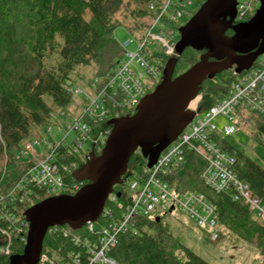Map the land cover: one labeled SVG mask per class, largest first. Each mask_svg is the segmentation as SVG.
<instances>
[{
  "label": "trees",
  "instance_id": "1",
  "mask_svg": "<svg viewBox=\"0 0 264 264\" xmlns=\"http://www.w3.org/2000/svg\"><path fill=\"white\" fill-rule=\"evenodd\" d=\"M151 1L155 0H0V159H7V172L0 170V199H7L6 209L10 215H17V208L26 209L30 201L34 200V204L47 195L46 189L40 190L31 182L28 170L33 161L25 160L22 153L32 128L47 127L53 111L71 105L70 82L78 68L96 66L98 77L114 70L124 57V50L114 36L121 24L115 16L127 4ZM205 1L199 0L198 3L202 5ZM129 10L125 7V11ZM153 15L139 7L130 11V17L138 20L150 19ZM202 53L185 49L177 57L175 76L198 62ZM169 59L160 57L163 72ZM230 81V71L205 81L199 93L202 97L199 112L210 109L217 100L225 97ZM131 114L132 111L125 113ZM254 116L253 139L264 146V117L256 112ZM218 144L234 156V169L240 180L248 183L264 202V166L226 139ZM56 153L65 189L73 192L79 182L73 178L71 170L64 168L76 163L81 167L86 159L69 154L66 145L58 147ZM146 166L147 160L140 152L135 153L123 177L124 182L114 187L113 196L123 209L132 203L127 190L130 176L142 173ZM205 168L202 157L187 151L182 166L163 180L176 194L203 193L214 205L220 226L239 239L254 244L260 250L261 264H264V222L256 220L248 207L241 201H234L230 194L212 191L202 178ZM19 185L24 190L20 191ZM27 191H31L29 203H20L21 199L26 201ZM10 194L12 198L8 199ZM110 203L109 199L106 208ZM112 208L116 219L121 215V209L118 206ZM132 222L133 228L122 233L110 251L111 257L121 264H210L182 244L164 223L163 216L159 220L158 217L136 216ZM1 224L5 225L4 222ZM53 229L45 236L43 252L65 254L78 250L61 232ZM11 248L10 256L0 255V264H9L11 256L22 254L25 242L15 238Z\"/></svg>",
  "mask_w": 264,
  "mask_h": 264
},
{
  "label": "built area",
  "instance_id": "2",
  "mask_svg": "<svg viewBox=\"0 0 264 264\" xmlns=\"http://www.w3.org/2000/svg\"><path fill=\"white\" fill-rule=\"evenodd\" d=\"M172 1L155 0L144 4L145 9L154 14L156 25L161 22L163 27H160L157 33L151 29L141 41L135 38L137 48L128 54L130 60L128 62L120 60L113 71L92 83V92L89 93L91 95L84 94L86 104L67 133H74V141L71 144L62 141L53 145L42 160L36 161L31 158L33 165L28 170L29 178L38 189L47 190L46 198L74 194L82 186V183L75 185L73 192L65 189L56 162L57 148L66 145L69 154L77 155L79 159L85 156L86 160L91 152L101 153L112 130L108 122L125 116L126 112L134 111L141 100L161 81L163 77L161 56L168 58L177 56L175 46L178 40L175 30H166L165 27L167 25L176 27V23L185 15L192 17L194 13L190 9L194 2L177 0L174 10H170ZM259 6L260 0H237L235 22H246ZM157 44L160 46L159 51L154 49ZM128 45L129 42L122 48ZM229 71L231 81L225 97L217 100L206 111L199 112L195 108L194 119L178 138L161 152L156 164L152 168L146 166L142 173L130 176L128 186L133 192L132 203L123 209V205H118L116 197L112 194L108 198L111 201L109 207L106 208L105 205L96 222H87L76 231L70 228L60 230L62 226L50 228L49 230L61 232L71 244L78 247V250L67 251L65 254L60 251H52L49 254L42 251L38 264H121L111 257L110 251L118 243L119 236L133 228L132 219L136 216L159 218L177 208L195 224L213 229V239H218L220 223L215 207L208 198L198 192L176 194L169 183L163 180V177L182 166L187 151L196 153L206 162L202 178L212 191L230 194L234 201H241L246 205L256 220L264 222V202L254 194L248 183L240 180L234 169V156L218 144L220 140H225L238 131L239 110H251L264 117V53L249 70L237 73L234 67ZM69 90L72 95L80 93L73 89ZM58 122L59 120L54 124L58 126ZM52 129L53 126H47L46 134H51ZM85 143L92 146L89 152L82 151ZM35 152L34 144H29L23 154L25 157H32ZM77 168L78 163L64 170H71L73 173ZM19 190L22 191L24 188L19 185ZM30 193L31 191H27L26 201L21 199L20 203H29ZM11 194L8 199L12 198ZM6 200L5 197L0 199V255L10 256L13 239L24 241L25 244L27 241L29 222L24 212L43 199L34 204V200H29L30 205L26 209L17 208L15 216L8 213ZM117 206L121 209V215L115 219L112 207ZM81 231L83 233H79Z\"/></svg>",
  "mask_w": 264,
  "mask_h": 264
},
{
  "label": "water",
  "instance_id": "3",
  "mask_svg": "<svg viewBox=\"0 0 264 264\" xmlns=\"http://www.w3.org/2000/svg\"><path fill=\"white\" fill-rule=\"evenodd\" d=\"M236 11L237 0H206L179 29L177 56L166 63L161 83L133 114L111 119L112 130L101 153L91 152L73 171L81 188L74 194L45 198L24 212L29 222L25 248L11 256L9 264H38L50 228L68 226L76 231L96 222L114 187L124 182L132 156L140 152L152 168L191 123L196 114L191 105L205 81L234 67L242 73L253 66L264 53V0L249 21L234 25ZM229 29L234 32L231 36ZM187 48L203 53L198 62L175 76L177 57Z\"/></svg>",
  "mask_w": 264,
  "mask_h": 264
},
{
  "label": "rangeland",
  "instance_id": "4",
  "mask_svg": "<svg viewBox=\"0 0 264 264\" xmlns=\"http://www.w3.org/2000/svg\"><path fill=\"white\" fill-rule=\"evenodd\" d=\"M198 1L199 0H193L194 6H192L190 9V11H193L194 14L201 6ZM176 3L177 0L172 1L170 10H174V5ZM125 7L130 9L129 12L125 11ZM125 7L115 16V18L119 20L121 24L117 26L114 36L121 46H124L129 42V45L123 49V59L124 61L128 62L130 60L128 54L134 52L137 48L136 39L140 41L143 40V38L151 29L152 32L157 33V31L160 29V27H163V25L161 22L156 25V20L154 17L150 19L147 17L142 20L130 17V11L132 9L135 10L138 7L145 9L144 3H131L129 5H125ZM254 14L255 12L252 14V16H254ZM190 18L191 17H187V15H185L183 19L176 23V27L173 25H167L165 29L175 30L177 40H179V29L185 25ZM154 49L155 51H159L160 46L157 44ZM96 72V66L80 67L75 71L73 74V79L70 82V88L80 93L78 95H73L71 105L64 109V111H53L51 119L48 123V126H53L51 134H46L47 127L44 126L40 128H32L31 136L25 142L22 153L27 147H29V144H34L36 152L33 153L32 157H25L23 154L25 160L31 161V158L36 161L42 160L48 154V151L51 147H53V145H57L62 141H64L66 144H71L74 141V133H67L69 132L74 120L80 116L82 108L86 104L84 94L91 95L89 93L92 92V83L97 79H100V76H96ZM160 82L154 86L151 92L157 88ZM201 100L202 97L199 95L197 100H195L192 104V108H196L198 110ZM134 112L135 110L132 111V114ZM254 115L255 112L251 110H239V129L234 135L226 138V140L234 147L239 148L240 150L249 154L264 166V146L256 143L252 134L255 129ZM57 120H59L58 126L54 124ZM91 148L92 146L90 143H85L82 146V151L89 152ZM80 159L85 160L86 158L85 156H81ZM6 160V158L0 159V170H2L4 173L7 172ZM127 190L129 191L130 195L133 194L129 187ZM163 220L164 223L169 225L174 234L179 237L183 245L191 249L210 264H261L263 261L260 250L254 244L239 239L237 235L231 234L221 226H219L218 229V233L220 235L219 238L213 239V229L195 224L193 221L184 216L178 208L171 213L163 215Z\"/></svg>",
  "mask_w": 264,
  "mask_h": 264
},
{
  "label": "flooded vegetation",
  "instance_id": "5",
  "mask_svg": "<svg viewBox=\"0 0 264 264\" xmlns=\"http://www.w3.org/2000/svg\"><path fill=\"white\" fill-rule=\"evenodd\" d=\"M233 24L236 25V24H238V23H237V22H234ZM233 33H234V32H233L232 29H229V30L227 31V34L230 35V36L233 35Z\"/></svg>",
  "mask_w": 264,
  "mask_h": 264
},
{
  "label": "bare ground",
  "instance_id": "6",
  "mask_svg": "<svg viewBox=\"0 0 264 264\" xmlns=\"http://www.w3.org/2000/svg\"><path fill=\"white\" fill-rule=\"evenodd\" d=\"M193 104V103H192ZM192 106V105H191Z\"/></svg>",
  "mask_w": 264,
  "mask_h": 264
}]
</instances>
